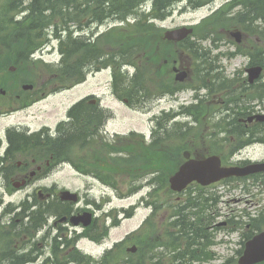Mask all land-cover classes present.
<instances>
[{
    "label": "flooded vegetation",
    "instance_id": "af4514ba",
    "mask_svg": "<svg viewBox=\"0 0 264 264\" xmlns=\"http://www.w3.org/2000/svg\"><path fill=\"white\" fill-rule=\"evenodd\" d=\"M19 2L20 0H0V16L16 17L24 12ZM237 10L235 0H226L211 10L206 19H201L200 23L205 20L204 25L211 24L212 21L206 23V20L211 19L230 21L228 27L210 25L207 32L209 38H205L210 39L207 41L210 53L203 58H191L188 49L197 45L188 37L179 45L173 41L160 44L157 65L161 84L159 94H177L182 91L181 87L187 85L194 93L191 99L192 117L195 118L194 111H201L206 112L205 119L211 120H206L202 125L198 117L197 120L184 122L192 133L201 127L205 130L203 133H195L202 140L199 145L190 141V158L201 159L211 150L214 151V145L208 142V139L217 132L229 134L227 129H231V142L235 143L236 147H254L257 143H264V19L259 18L250 23L239 15L234 23L239 13ZM201 39L202 44L204 38ZM1 63L7 64V67L14 66L15 70L14 74L4 77L8 89H3L2 92L0 89V119L16 115L19 109L31 107L33 103L46 97L39 85L36 88L34 85L28 89L23 88L19 76V51L10 50L3 54ZM228 67H232L231 71ZM145 68L148 72L153 68L149 57L146 59ZM252 68H259V71L251 74L249 71ZM181 70L188 73L183 82L175 79V75ZM145 93L149 95L150 90L146 89ZM89 102L99 105V99ZM148 106H151L150 102ZM149 124L145 144L157 141L160 153L156 156L145 154L143 157L160 160L161 163L158 169H151L149 164L145 163L143 169L137 171L142 172L138 178L144 179L139 187H146L142 199L109 210L103 208L105 204H93V201L86 198L89 191L84 189L88 182L83 189L82 204L77 211H72L69 201L61 199V189L58 186L35 183L52 173L53 157L46 154L48 147L44 142L48 140L47 136H52L55 132L48 126L31 127L16 123L0 129V199L6 193L12 194L20 190H28L31 194L27 197L31 198L30 201L26 199L18 209L9 204L5 212L0 207V264H69L71 238L88 243L90 246L86 252L89 255L94 252L97 254L94 255L98 258L97 264H109L101 261L109 255L112 258L110 264H191L192 260L183 256L192 254L194 249L202 256L211 257V219L208 218L207 212L206 215L200 216L202 213L198 211L191 212L194 222L189 225L186 218L184 223L180 221L182 192L169 195L170 188L166 185L164 176L166 124L159 123L158 128L151 125V121ZM225 124L229 128L224 127ZM92 129L97 137L98 121L92 123ZM36 133L44 137L39 139ZM16 134L22 136L17 137ZM244 135L253 140L244 141ZM84 138L83 132L81 140L84 141ZM216 147L223 158L236 150L229 149L220 142ZM86 149L83 143L80 148L78 173L83 177L97 178L100 174L91 168L94 166V159H88L89 153ZM235 163L244 164L241 161L232 164ZM108 164L107 162L106 165ZM70 167L74 169L72 165ZM195 187L196 184L191 183L184 192ZM126 192L127 188L125 191L115 190V194L126 195ZM12 209L13 217L10 215ZM83 211L92 213V222L88 226H72L69 222L71 212ZM140 212L142 214L139 217ZM260 215H264V211L260 210ZM132 219L135 220L132 227L121 237L111 236V231L119 228L121 222ZM260 222L264 220L261 219ZM255 229L253 225L247 224L240 234L242 241L250 239ZM76 232L79 234L75 236ZM104 238L109 242L102 244ZM182 238L184 241H181ZM187 244L189 249H182ZM124 251L128 253L127 257L118 259L117 254ZM230 259H227L228 264ZM258 264H264V261Z\"/></svg>",
    "mask_w": 264,
    "mask_h": 264
},
{
    "label": "rangeland",
    "instance_id": "374dc122",
    "mask_svg": "<svg viewBox=\"0 0 264 264\" xmlns=\"http://www.w3.org/2000/svg\"><path fill=\"white\" fill-rule=\"evenodd\" d=\"M224 2V0H218L215 4L216 7H218L220 4H222ZM183 5H178L177 7H175L172 11V13L169 15V17L162 22H156V25L158 26H168V27H175V26H180L183 24H190V23H194L197 22L199 20H201L202 18H204L207 14H209L210 9L208 7H204V8H200L198 10H192V9H182ZM214 8V7H212ZM212 21V22H211ZM214 19L211 20H207V23H212L214 25V27H228V24H219V21L217 23H215ZM150 35L153 32V29L149 30ZM49 35L52 37V43L54 44L55 47L56 45V39L55 37L49 33ZM112 37L109 38V40ZM157 43L159 45L158 42V38L156 35H151L149 36V39L147 41H145V44H150L153 45ZM221 49H223V51L225 50L224 47H221ZM58 50H55V48H52L51 51H48V48L45 47L42 51H40V54L42 55V59L47 63V62H55L56 60H58L59 58V54L57 52ZM44 62V63H45ZM236 63V61H235ZM29 65V69L32 70L33 73H36L35 75H39L40 70H44L41 74L43 76H49L48 74L45 73L46 71V67L42 64H40L39 62L35 63L34 65L32 63H28ZM28 68V67H27ZM232 67H228V70L231 71ZM110 76L108 71H99L96 73H92L89 74L87 76V79L84 83L78 85L75 89L71 90V91H63L55 96L49 97L46 100L42 101L39 104H36L31 111L33 112L34 115L31 116H22L20 114L13 116L11 118L8 119H4V120H0V129H3L7 124L9 123H14L17 121H21V122H25L28 123L30 125H32V127H38L41 124H48L49 126L55 125L56 121L64 114L66 106L72 102L75 98H78L80 96H83L85 94L88 93H96L97 95H104V102L103 105L104 107H108L110 108V111L112 112V114L115 117V120L110 122V124L108 125V127L110 128V131H115L117 133H125L127 131L130 130H136V131H140V132H144L147 131V128H149V118L152 117L153 115L157 114L158 111H160L163 107H169L170 105H174L177 106L179 105V103H175L173 101H170L169 103H160V104H155V106L153 108H151L152 110H150L147 114L144 113V109H142V107H139V109L136 110H131L129 109L126 105H124L123 103L119 102L118 100L110 97ZM79 93L80 95L75 96L76 93ZM190 95V92L181 94L180 100L185 102V103H189L188 100V96ZM188 113V112H187ZM190 114V113H188ZM198 115V121H200V124H204V122L207 121H211L210 119L206 118L205 119V115L206 112L201 113V114H197ZM204 117V118H203ZM180 121H185L187 120V118L184 117H179L177 118ZM207 120V121H206ZM214 122V121H212ZM224 127H228L227 124L223 125ZM222 127V126H220ZM223 128V127H222ZM220 130V129H218ZM231 129H227L226 131H229ZM204 127H201L198 130H195L194 133H192L190 135L191 139H194L195 133H203ZM208 131V130H207ZM206 131V132H207ZM212 132H214L213 130H211ZM172 132H169V134ZM175 133V132H174ZM186 133V132H185ZM177 135V134H176ZM181 135H179L178 137H180ZM231 136H233L230 132L229 134H224V133H216L213 134V136L211 138L217 139L222 145H224L225 147L232 149L235 146V143L231 142ZM177 137V136H175ZM183 139L187 138V135H182ZM179 140H168L167 143H173L176 144ZM130 144V146L136 147V143L133 141H129L128 142ZM138 143V141H137ZM121 144H125V143H121ZM180 144H182V142H180ZM125 146V145H124ZM124 148H128L127 146H125ZM87 150V149H86ZM95 153L97 154V156L93 155L92 157L95 158L96 160H98V162H101L102 160H106V158L103 156V151L101 149V147H99L98 149L95 148ZM236 152V151H235ZM81 153H79L80 155ZM167 155V154H166ZM133 162L131 164H129V166L127 168H125L124 166H122V168L119 169V174L120 177H125L126 179H130L131 177L137 176L140 172L139 169H142V159L140 158L139 154H138V150H136L133 153ZM169 160L168 163H170V159L171 156L168 155ZM240 159H244V160H261L264 159V146L263 145H255L254 147L249 146L248 148H245L243 151H241V153L237 154L236 157L231 158V154L228 156L224 157V163H228V162H236V161H242ZM136 163V164H134ZM172 165V164H171ZM172 167H174L172 165ZM52 180H56L58 181V183L60 185H62V187L69 189L70 191H76L82 193L83 189L86 185V178L82 177L81 175L71 171L70 169H68L67 167H65L63 169L62 172L56 173L54 174L53 178L48 180V183L51 182ZM124 180V181H125ZM91 181V180H89ZM125 183V182H123ZM118 184L119 183V178H118ZM233 185L231 186V184H226L224 185V188L226 190L223 189V186L220 187L218 189L219 192H215L216 194L222 195L221 196V201L218 203L217 205V209L219 210V217L218 220L216 221V223H222V222H226V226H236L239 225V223L241 222H246L247 218L249 217L247 215V213L250 212V215L253 216L255 214L256 211V203L257 201L260 199V201L258 202H262V198H260L259 195L256 196V191L257 189H253V194L255 197H252L251 195L248 194V190L250 189L251 185L250 182H247L246 184H243L247 190H243V187L241 186L240 183L237 182H233ZM125 185V184H124ZM249 185V186H248ZM263 190H264V184L260 186ZM124 188V187H122ZM255 188V187H254ZM89 190V194L90 197L95 200L96 202H101L104 198V196L106 195V193H103V189L101 188V186L95 182V181H91L90 185H87L84 189L85 190ZM105 191H107L110 195V203L109 205L106 206L107 207H113V206H119L120 203H124V202H134L137 199H139L140 197V193L133 195L129 198V200L126 201H121L120 199L116 198L113 195V190L111 189V191L109 189H105ZM25 195V192L20 191V192H15L11 195H7L5 194L3 196V201H4V205L6 203H11L13 206H16L19 201H21L23 199ZM100 197L101 200L99 199ZM106 197V196H105ZM249 200H251L252 202H250ZM168 201V200H167ZM249 201V202H247ZM251 203H254V205H251ZM204 197L201 196L198 200V206L196 207V211L198 212L200 211L202 214L204 213ZM214 208L212 207L211 211L207 210V214L209 215V213H213ZM236 214L235 217H230L229 214ZM142 212L139 213V217L141 216ZM225 219V220H224ZM135 222V220H131V221H123L121 222L119 228L117 229H113L111 231V236L113 237H120L123 235L124 232H126V230H129L133 223ZM262 227H264V225H260ZM223 228V229H222ZM226 230H229V228H225ZM224 229V227H220V229L217 230L216 234L214 236H212L211 238V242H215V244L212 245V256L209 257L207 256H202L201 253H197L196 249L194 255H192V262L191 264H206V262L208 264H228L227 263V259H232V261L238 258L239 254L237 253L239 250L242 249V239L240 236V232L239 230L234 231V232H230L227 233L226 230ZM223 237L225 239H228L229 243L228 244H222L219 243V239ZM87 247V245H86ZM232 261L229 262V264H233Z\"/></svg>",
    "mask_w": 264,
    "mask_h": 264
},
{
    "label": "trees",
    "instance_id": "16d2710c",
    "mask_svg": "<svg viewBox=\"0 0 264 264\" xmlns=\"http://www.w3.org/2000/svg\"><path fill=\"white\" fill-rule=\"evenodd\" d=\"M142 1L144 0H102L103 5L99 7L100 19H105L106 15L111 13L124 18L137 10L136 7ZM152 1L154 11L152 16L158 18L165 14L164 9L173 2V0ZM251 1V9H254V0ZM94 2L95 0H87L86 5H83L78 0H48L46 4H43L34 0L30 3L32 13L29 16L21 22L12 24L8 31H0V48L6 43H11V45L18 43L22 51L23 66H27V54L47 40L45 29L47 31L50 29L53 36L58 39V49L61 54L59 63L51 65L53 66L51 73L54 76L53 82L56 89L67 88L83 81L88 70H98L109 66L112 69L113 88L118 97L127 98L129 101L133 98L142 101L145 77L140 67H137L136 60L147 48V45L144 44L146 34L150 33V29L157 31L152 25L145 23L147 16H144L132 27L118 28L110 31L111 33L104 34L100 43L94 42L92 39L88 40L84 36H73V32L68 31L69 24L80 30L84 24L96 20ZM192 2L193 4L197 3L196 0ZM262 4L264 5V0H262ZM45 10H48L49 13H45ZM7 24H9L8 21L3 23L0 21V26ZM110 37L112 38L109 40ZM26 42H29L28 46ZM109 47H112V50ZM125 64H133L136 67V72L132 77L122 70ZM137 93L139 95L135 96ZM81 105H76L71 109V122L60 127L62 129L61 138L52 144L53 154H61L70 146L77 144L82 124L91 121V109H87L84 121L78 116L77 109ZM178 131H182L181 134L186 135L183 130L179 129ZM182 135L180 137L167 136V141L168 139H178L179 141L174 145L167 143L166 152L180 155L185 140ZM178 161L171 160L170 163ZM170 163L166 162V172L168 173L172 168Z\"/></svg>",
    "mask_w": 264,
    "mask_h": 264
},
{
    "label": "water",
    "instance_id": "95a60500",
    "mask_svg": "<svg viewBox=\"0 0 264 264\" xmlns=\"http://www.w3.org/2000/svg\"><path fill=\"white\" fill-rule=\"evenodd\" d=\"M184 29L167 33V35L174 34L177 39L182 38L190 31ZM258 169V165H250L245 168L222 167L217 156H210L203 160H187L170 177L169 181L173 189L180 190L185 184L193 180L206 185L229 176H243ZM63 196L70 200H76V194L69 191H64ZM79 219V217H75L72 222L76 224ZM262 259H264V232L259 233L247 243L245 253L240 259V264H252Z\"/></svg>",
    "mask_w": 264,
    "mask_h": 264
},
{
    "label": "bare ground",
    "instance_id": "6f19581e",
    "mask_svg": "<svg viewBox=\"0 0 264 264\" xmlns=\"http://www.w3.org/2000/svg\"><path fill=\"white\" fill-rule=\"evenodd\" d=\"M47 1L48 0H36V2L43 3V4H46ZM78 2L82 3L83 5L84 4L86 5L87 0H78ZM94 3L97 7H101L103 5L102 0H95ZM237 6H238L237 11L240 13V15L242 17H244V19H246L250 23H252L254 20H257L259 18L264 19V5L262 4V0H254V6H255L254 9H251V6H252L251 0H244L241 3H239ZM256 10H260V11H256ZM106 17H107L108 21H114V20H118V18H120L119 15L113 14V13L107 14ZM67 20H69L68 17H67ZM45 31H46V29H45ZM204 38H209V34H206L204 36ZM209 40L210 39H206L205 41H209ZM26 45L28 46L29 42H26ZM147 100L150 102L152 101V99H150V98H147ZM179 124H180V122L176 121V122H172L170 126L173 129V128L177 127ZM229 132H230V130H229ZM242 138L246 142L253 140L252 138L250 139V136L248 137L246 135H244Z\"/></svg>",
    "mask_w": 264,
    "mask_h": 264
}]
</instances>
